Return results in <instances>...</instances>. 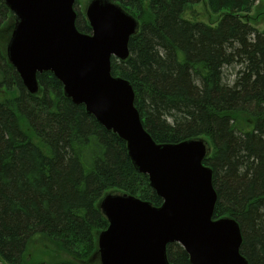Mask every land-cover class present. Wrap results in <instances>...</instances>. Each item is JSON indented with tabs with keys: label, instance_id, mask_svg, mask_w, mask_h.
Wrapping results in <instances>:
<instances>
[{
	"label": "trees",
	"instance_id": "obj_1",
	"mask_svg": "<svg viewBox=\"0 0 264 264\" xmlns=\"http://www.w3.org/2000/svg\"><path fill=\"white\" fill-rule=\"evenodd\" d=\"M116 1L141 29L111 73L133 85L154 141L210 143L203 163L217 191L213 218L237 220L241 253L264 264V29L248 20L257 0ZM199 3L212 23L188 18ZM11 16L0 1V24ZM77 27L92 31L81 9ZM37 77L32 94L0 45L2 264H89L108 228L99 202L110 190L156 207L164 200L116 132L67 97L51 71ZM168 246L170 262L191 264L184 248Z\"/></svg>",
	"mask_w": 264,
	"mask_h": 264
},
{
	"label": "water",
	"instance_id": "obj_2",
	"mask_svg": "<svg viewBox=\"0 0 264 264\" xmlns=\"http://www.w3.org/2000/svg\"><path fill=\"white\" fill-rule=\"evenodd\" d=\"M2 1L16 20L7 55L25 87L36 94L37 74L53 72L67 97L127 143L134 166L164 200L156 207L127 192L101 199L109 222L98 236L101 264H171L172 242L184 247L191 264H248L238 221L213 219L218 198L213 170L203 163L206 141H154L135 107L130 81L111 74L113 57H129L139 20L113 0H90L86 17L92 34H87L76 27V0Z\"/></svg>",
	"mask_w": 264,
	"mask_h": 264
},
{
	"label": "rangeland",
	"instance_id": "obj_3",
	"mask_svg": "<svg viewBox=\"0 0 264 264\" xmlns=\"http://www.w3.org/2000/svg\"><path fill=\"white\" fill-rule=\"evenodd\" d=\"M147 2V0H144ZM90 2V0H81V3L79 4V9H81L83 17L85 16V10L87 7V4ZM77 8V10L79 11ZM253 11L249 15V21L253 22L254 25L258 26L260 29H264V0H257L256 5L252 9ZM192 12H197L198 15L194 16ZM188 13V18L194 20V21H201L204 23H212V18L210 19V11L209 8L207 7L206 3H199L192 5V7L187 11ZM192 14V15H190ZM10 15V14H9ZM217 18L216 16H213V19ZM86 19V18H85ZM14 27V20L11 16V18L8 17L7 21L2 22L0 24V45L3 49V51L6 54L7 46H8V41L10 39V36L12 35V30ZM5 96V94H3ZM207 147H208V152L210 148V143L206 141ZM112 193H120L116 190H110ZM108 192L107 194H109ZM100 203V202H99ZM89 264H101V261L99 262V257L98 259L91 257L89 260Z\"/></svg>",
	"mask_w": 264,
	"mask_h": 264
},
{
	"label": "flooded vegetation",
	"instance_id": "obj_4",
	"mask_svg": "<svg viewBox=\"0 0 264 264\" xmlns=\"http://www.w3.org/2000/svg\"><path fill=\"white\" fill-rule=\"evenodd\" d=\"M176 244V243H175Z\"/></svg>",
	"mask_w": 264,
	"mask_h": 264
}]
</instances>
